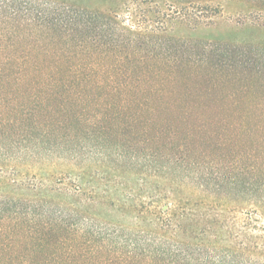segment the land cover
I'll return each mask as SVG.
<instances>
[{
    "label": "rangeland",
    "instance_id": "obj_1",
    "mask_svg": "<svg viewBox=\"0 0 264 264\" xmlns=\"http://www.w3.org/2000/svg\"><path fill=\"white\" fill-rule=\"evenodd\" d=\"M56 1L111 14L110 34L133 44L122 46L114 104L134 111L101 109L83 148L57 155L33 156L25 137L0 130V264H52L62 247L93 252L91 224L180 245L192 264L196 250L264 259V0ZM146 124L151 134L162 126L160 141ZM4 145L20 163H4ZM40 199L78 210V226L51 232ZM33 202L35 220L15 214Z\"/></svg>",
    "mask_w": 264,
    "mask_h": 264
},
{
    "label": "trees",
    "instance_id": "obj_2",
    "mask_svg": "<svg viewBox=\"0 0 264 264\" xmlns=\"http://www.w3.org/2000/svg\"><path fill=\"white\" fill-rule=\"evenodd\" d=\"M112 17L107 12L56 0H0V130L7 136L14 133L25 137V149L31 150L33 156L40 152L57 155L60 147L71 151L68 145L75 147L84 134L97 131V125L104 121V113L100 111L103 108L111 109L115 118L134 111L132 104H114V98L122 93L116 73L128 57L122 53L124 44L110 34L117 26ZM129 43V47H124L129 49L133 45ZM137 110L145 111L140 107ZM146 125L144 134L149 140L160 141L159 137L164 135L162 126H157L151 134L153 125ZM28 133L35 136L30 138ZM77 147L83 148L79 144ZM2 149L7 152L2 158L4 163H20L18 158H9L11 152L6 145ZM37 203L25 204V212H14L31 222L38 217L36 206H39L44 211L39 213L38 220L45 222L51 232L78 226V210L56 212L48 206L53 202ZM258 204L257 207L264 209L263 203ZM19 205L23 203L15 202L13 209ZM32 214L36 218L30 219ZM88 226L92 231L88 232L86 241L99 242L96 250L87 253L72 246L62 247L64 250L52 251L47 260L52 264H72L74 260L77 264H192L194 261L193 254L177 244L139 235L127 238L118 231L108 234L110 228L106 226ZM35 233L30 230L25 238L44 242V236L36 239ZM45 243L44 251L45 245L49 246ZM245 250L247 253L243 255L237 251L202 254L196 250V264H264L262 258L250 259L259 252ZM239 256H250V260H239Z\"/></svg>",
    "mask_w": 264,
    "mask_h": 264
}]
</instances>
